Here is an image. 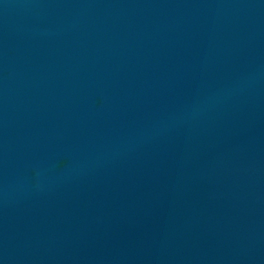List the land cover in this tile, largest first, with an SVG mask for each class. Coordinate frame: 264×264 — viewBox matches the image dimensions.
Returning <instances> with one entry per match:
<instances>
[{
  "label": "water",
  "instance_id": "water-1",
  "mask_svg": "<svg viewBox=\"0 0 264 264\" xmlns=\"http://www.w3.org/2000/svg\"><path fill=\"white\" fill-rule=\"evenodd\" d=\"M0 264H264V0H0Z\"/></svg>",
  "mask_w": 264,
  "mask_h": 264
}]
</instances>
